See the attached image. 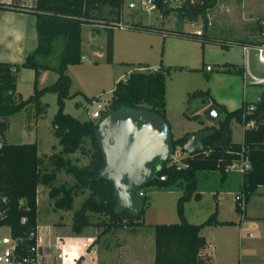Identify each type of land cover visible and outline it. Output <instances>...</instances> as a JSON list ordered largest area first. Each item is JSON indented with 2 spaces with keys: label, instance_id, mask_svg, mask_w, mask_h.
Masks as SVG:
<instances>
[{
  "label": "trees",
  "instance_id": "trees-1",
  "mask_svg": "<svg viewBox=\"0 0 264 264\" xmlns=\"http://www.w3.org/2000/svg\"><path fill=\"white\" fill-rule=\"evenodd\" d=\"M155 6L163 13L173 7L179 15L189 20L196 18L203 11L211 7L215 0H179L174 6H168L162 0H153ZM122 0H35L30 7L35 14L36 44L26 52L22 61L10 62L0 60V225L8 226L9 236L14 239L13 257L28 256L34 258L36 227V185L39 183L48 186L47 194L52 198L54 207L68 209L72 207L73 196L84 193L78 205L73 208L70 217V228L80 231L89 224L100 226L96 234L85 246L88 250L97 238L104 232L120 226H136L144 223L137 215H130L126 210L115 212V196L111 183L97 175L102 164L100 149L95 141L93 129L96 121L93 117L79 119L71 113L64 111V98L69 96L70 77L66 71L67 64L78 63L81 60L80 52V25L82 22L101 20L107 28L105 58L110 59L111 54V27L120 18ZM9 4L0 2V7ZM128 27L176 35L197 37L199 40H214L221 45L228 43L224 39L214 37L204 32L163 27L152 23H145L140 19L128 21ZM262 31V25L257 24ZM264 40L247 41L238 38L234 43H260ZM231 42V43H232ZM221 70L242 73V65L235 66L232 62H221ZM20 66L31 67L33 70L32 89L25 97L15 92V72ZM141 66V67H140ZM169 66L149 68L144 63H137L131 67L124 77L117 78L110 89L106 108L112 110H128L137 107H148L165 120V74ZM42 69H52L56 76L49 82L38 84V75ZM45 91L55 93L56 110L50 118L53 135L60 148L50 152L48 159L52 168L43 164V157L37 153L36 142L7 141L3 138L7 127V116L22 107L29 101L35 106V111L44 110V103L40 96ZM78 89L72 91L76 93ZM207 89L195 88L187 92L186 99L191 95H199ZM91 99V96H86ZM216 103L222 112L216 125L210 126L213 132L202 138L203 147L191 153H184L180 166L167 164L155 160L153 177L147 183L159 186L177 182L181 184V192L176 197L175 210L178 219L175 221H160L152 223L153 256L152 264H239L234 262H214L207 256H202L198 250L204 245V238L198 233L201 225L213 222L229 223L230 220H217L216 207L199 222H190L183 212V203L190 197L198 198L200 193L196 190L195 170L199 168H217L220 177L225 174L224 166L240 151L247 154L249 166L241 170L239 189L246 197L255 190L257 184L264 183V88L254 100H241L240 104L232 109H226L222 104ZM252 103L253 108L245 113V118L252 117L254 124L242 131L239 141L230 139L229 120L235 118L242 121V107ZM104 111V110H103ZM186 131L177 137L170 138L171 148L180 144ZM225 134V141L219 148H213V143ZM171 135V134H170ZM88 139V146L84 140ZM78 150L87 156L86 162L79 164L65 156ZM206 150V152H204ZM62 167L65 172L72 175V182L52 183L56 168ZM164 174V178H158ZM142 186V185H141ZM137 188L136 192L141 189ZM144 198L145 195L141 194ZM239 212V208L235 206ZM102 213V217L91 219L90 213ZM240 213V212H239ZM23 217V219H21ZM30 231H33L30 234ZM80 256L68 264H77Z\"/></svg>",
  "mask_w": 264,
  "mask_h": 264
},
{
  "label": "rangeland",
  "instance_id": "rangeland-1",
  "mask_svg": "<svg viewBox=\"0 0 264 264\" xmlns=\"http://www.w3.org/2000/svg\"><path fill=\"white\" fill-rule=\"evenodd\" d=\"M124 0L120 18L128 22L131 19H140L145 23H154L163 27H172L193 31L200 27L205 33L214 37L222 38L229 43L221 45L218 41L204 43L197 39L184 38L176 35H162L158 31L145 29H134L132 27H118L112 25L111 36L118 43L114 59L109 62L104 59L106 48L107 28L101 20H92L81 23L80 63L69 66L67 73L70 77L68 91L69 96L64 98L63 110L71 113L79 119L89 117V110L94 108L95 101L91 102L86 96L98 100L107 98L110 94V87L121 73H127L128 69L134 67L136 60L142 59L149 64L169 66L165 74V117L169 124L171 137H177L193 127L204 125H216L218 118L209 120L202 112L203 104L199 100L204 97L206 102H214V98L230 99L229 105H238L240 99L254 100L264 88V82H251L250 76L246 73V66L254 75H261L264 70L262 64L256 59L253 49L248 50L245 65L241 48L232 42L238 38L244 40H264V0H215V3L206 8L203 13L190 20L179 15L174 7L163 13L159 8L154 7L148 11L139 8H127ZM178 2L172 4L176 5ZM262 25V31L257 28ZM232 42V43H231ZM126 53L132 57L131 61L122 62L120 59ZM181 56H187L193 64L191 68L179 67L174 61H180ZM84 57V58H83ZM224 59L234 61L235 66L242 65L244 81L241 73L221 70L220 63ZM208 63L211 69L205 68ZM195 67V68H194ZM209 75V76H208ZM208 76V77H207ZM48 81V80H47ZM20 90L23 96L31 91L32 80L22 79ZM80 89L76 93L72 91ZM195 88L207 89L199 95H191L186 99L187 92ZM44 103V110L37 113L34 103L29 101L24 107L10 114L11 125L6 133L9 141H37V153L43 157V164L48 169L52 164L48 159L50 152L58 151L59 144L52 133L50 118L56 110L55 93L45 91L39 97ZM233 103V104H230ZM99 116L93 117L96 121ZM264 120V117L262 118ZM36 120V124L34 123ZM32 123L36 128L29 134L20 135L23 123ZM231 124L230 139L239 140L242 134V124L235 118L229 120ZM31 126V124H30ZM54 143V144H53ZM56 144V145H55ZM88 146V139L84 140ZM179 152H184L177 144ZM71 160L79 164L86 162L87 156L78 150L65 153ZM156 165V163H153ZM217 168H199L195 170L197 180L196 190L200 197L191 199L184 204V214L191 222L202 220L209 213L212 203V192L218 190L221 194L222 205L225 210L232 208L233 194L240 191L241 172L235 168L226 169L224 177ZM72 182L73 177L65 172L62 167L56 168L52 183ZM36 197V221L39 225L35 235L40 237L46 244L40 245L43 250L49 252L50 256L55 255V264H67L80 256V264H152L153 254V231L152 223L160 221H175L178 219L175 210V201L181 192V184L174 182L159 186L155 183H145L141 190L145 195V202L140 217L144 223L136 225L134 230L127 229V226H120L102 233L94 243V249L87 251L85 246L96 234L100 226L94 224L85 225L78 232L70 228V217L84 193L73 196L72 207L63 209L54 207L52 198L48 196V186L42 183L37 184ZM212 189V190H211ZM235 211V210H234ZM236 212V211H235ZM238 213V212H237ZM228 214V212H227ZM102 213H90L91 219L102 217ZM120 229H125L120 232ZM8 235V226L0 225V238ZM123 238L122 256L117 255V242ZM0 241V251L11 243ZM49 243V245H47ZM108 244V246H107ZM61 252L57 257L56 252Z\"/></svg>",
  "mask_w": 264,
  "mask_h": 264
},
{
  "label": "crops",
  "instance_id": "crops-1",
  "mask_svg": "<svg viewBox=\"0 0 264 264\" xmlns=\"http://www.w3.org/2000/svg\"><path fill=\"white\" fill-rule=\"evenodd\" d=\"M34 1L35 0H0V2H2L3 4H9V6L7 7H0V60L10 61V62H20L22 61L26 52L30 50L32 47H34V45L36 44L35 14L32 11V9H30V7L34 5ZM122 9H123V6H121L120 13H122ZM80 31H81V25H80ZM150 31H153V30H150ZM158 32H160L162 35H165V34L176 35L174 33H164L162 31H158ZM176 36L184 37L188 39L189 38L197 39L198 41L201 42V40H199V38L197 37H190V36H183V35H176ZM80 41H81V35H80ZM207 41L211 42L212 40H204L202 41L201 45H203L204 43H207ZM117 44L118 43L115 41L114 35L113 37L111 36V54H110L109 60H106V58L104 57L106 61L111 62L114 59ZM236 44L240 46V44L238 43ZM241 51H242L243 56H245L244 61L246 65V61H247L246 57H247L248 51H247V54L243 53L242 48H241ZM129 54L131 53H126L124 57L120 59V61L128 62V58L130 59L129 61H131L132 57H128ZM181 58L182 59H180V61H174L175 63L173 64H177V66L179 67L191 68L190 65H192L193 63L189 59H187V56H183V57L181 56ZM136 61L137 63L139 62V63L146 64V66L149 68H154V67L159 66V64L155 65L153 63L149 64L147 61L144 62L142 59H138ZM224 61L232 62V63L234 62L229 59H224L221 62H224ZM221 62H217V63H221ZM137 63L135 64V66L137 65ZM72 64H76V63L67 64L66 70H68L69 66ZM210 69L211 68H208V70ZM246 73L250 76V81L253 82L252 75L254 74L250 72L247 66H246ZM125 74L119 73L114 79V81L119 77H124ZM55 76H56V72L53 71L52 69H42L38 75V84L42 85L44 83H47L51 81ZM254 76H257V75H254ZM32 77H33V70L31 67L20 66L15 72V92L19 93L22 97H25L28 93L25 96H23L22 91L20 90V86H19L20 82L24 78L25 79L30 78L32 80ZM241 77H242V82H243L244 81L243 71L241 73ZM113 83L111 87L113 86ZM31 89H32V86H31ZM78 90L80 89L78 88ZM213 98L215 102L222 104L226 109H232V108L237 107L240 104L241 100L245 99L244 97H242L238 105H235V104L229 105L227 102H229L230 99L228 98L227 99L220 98V97L219 99H216L215 97ZM230 104H233V103H230ZM165 114L166 112L164 108V115ZM261 121L264 122L263 119H261ZM33 124H36V120H34ZM241 124H242V131H243V129L247 127V125L243 124L242 121H241ZM10 125H11V120H10V114H9L7 116V127L3 133V138L7 141L9 140L6 137V133L9 130ZM22 127L23 128H21L20 135L25 136L26 134H29L30 131L33 130V134L35 136L36 128H32V123L30 122L23 123ZM229 127H230V133H231L230 123H229ZM199 128H201V126L193 127L192 130L190 131H193ZM241 138H242V134H241ZM241 138L239 140H241ZM232 140L239 141L236 139H232ZM35 142H36V150H37L36 139H35ZM59 148H60V145L58 149ZM196 183H197V180H196ZM37 188H38V185H36V197H37ZM211 192H212L213 200H212V203L210 204L211 207H209L210 208L209 212L213 209L215 205L216 207L215 217L217 218V220H230L231 222L229 223L213 222V223H206V224L201 225L198 229V233L203 236L204 245L198 250V253L202 256H207L209 260L214 261V262L239 261L240 263H243V264H264V183L257 184V186L255 187V190L246 197L245 205H244L242 213H239L236 210L233 199H232V202H233L232 208L230 210H225V208L222 205L220 192H218V190L217 191L214 190ZM190 199L191 197L185 200L184 203L189 201ZM184 203H183V212H184V205H185ZM185 217L187 219L186 215ZM199 221H196V222H199ZM38 227L39 225L38 223H36L35 232H36V228ZM135 228L136 226H127V229H130V230H134ZM124 230L125 229H120L119 231L122 232ZM8 235H9V232H8ZM8 238L13 239L10 236ZM35 240L37 242V247H36L37 256L39 257L40 262L42 264H55L54 263L55 255L50 256L49 252L44 251L43 247L42 248L40 247L41 243L46 244V242H42L41 236L36 237V235H35ZM122 240L123 238L118 240L119 243L117 242L118 244L117 245V248H118L117 255L118 256H122L123 247H124ZM94 243H96V241ZM94 243L91 245V247L87 251L94 249ZM47 245H49V243ZM69 262H72V261H68V263ZM77 264H80V260L78 261ZM122 264H136V263H124L123 262Z\"/></svg>",
  "mask_w": 264,
  "mask_h": 264
},
{
  "label": "water",
  "instance_id": "water-1",
  "mask_svg": "<svg viewBox=\"0 0 264 264\" xmlns=\"http://www.w3.org/2000/svg\"><path fill=\"white\" fill-rule=\"evenodd\" d=\"M199 102L204 105L202 112L209 120L222 113L215 103H207L204 97ZM212 132L210 126L189 131L180 147L187 153L200 150L202 138ZM93 134L102 156L97 175L112 185L115 196L113 210H126L130 215H137L144 204L143 196L136 192L137 188L152 179L154 161L166 160L171 152L167 120L148 107L107 108L97 118ZM224 141L223 133L213 143V148H219Z\"/></svg>",
  "mask_w": 264,
  "mask_h": 264
},
{
  "label": "built area",
  "instance_id": "built-area-1",
  "mask_svg": "<svg viewBox=\"0 0 264 264\" xmlns=\"http://www.w3.org/2000/svg\"><path fill=\"white\" fill-rule=\"evenodd\" d=\"M179 0H162V2L166 3L168 6H171L172 4L178 2ZM124 0H122V5ZM121 5V6H122ZM126 7L127 8H139L140 10H145L148 11L151 8L156 7L155 3L153 0H127L126 1ZM190 23H192V20H190ZM114 25L118 27H126L128 26V22L123 21L121 18H119ZM195 33H200L201 29L200 27H197L194 29ZM243 53L247 54V51L249 49H253L256 54V59L262 64L263 70H264V41L260 43H241L240 44ZM205 68H211L209 64L205 65ZM252 81L253 82H264V72L261 75L254 76L252 75ZM108 98H104L102 100H98L95 98H91L90 101L93 102L95 101V106L91 110H89V115L90 117H96L100 116L106 108ZM253 108L252 103H247L242 107L241 110V118L243 124L247 126H252L254 124V119L252 117L245 118V113L250 112ZM104 110V111H103ZM206 152V150H204ZM187 152H179L178 145L175 144L174 147L171 148V152L168 153V156L165 160L167 164H174L175 166H180L183 165L184 163L181 161V156ZM159 161L157 162V164ZM249 166V159L246 153L240 151L237 156L233 157L228 163L225 164L224 169H229V168H235L238 170H243L244 168ZM158 178L162 179L164 178V174H159ZM138 194H142V190L139 189L137 191ZM233 200L235 206L239 208V212H243V208L245 205V195L243 191H238L233 194ZM23 219V217H21ZM33 231H30V234H32ZM0 241L2 242H8L9 238L7 236H1ZM13 244H14V239H12L11 243L8 246H5L1 251H0V264H42L39 260V257L37 256V242L35 240V244L32 247L35 250V255L34 258H30L28 256H23L21 258H14L13 257ZM62 254L61 252L57 251L56 256L60 257ZM55 263V262H54ZM243 264V263H239Z\"/></svg>",
  "mask_w": 264,
  "mask_h": 264
},
{
  "label": "flooded vegetation",
  "instance_id": "flooded-vegetation-1",
  "mask_svg": "<svg viewBox=\"0 0 264 264\" xmlns=\"http://www.w3.org/2000/svg\"><path fill=\"white\" fill-rule=\"evenodd\" d=\"M214 103V102H213ZM216 104V103H215ZM217 105V104H216ZM218 106V105H217ZM219 107V106H218Z\"/></svg>",
  "mask_w": 264,
  "mask_h": 264
}]
</instances>
